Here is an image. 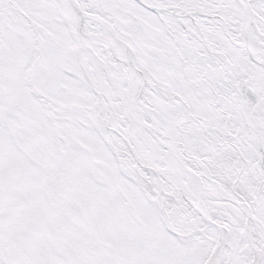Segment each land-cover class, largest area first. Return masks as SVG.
Masks as SVG:
<instances>
[{
	"label": "rangeland",
	"instance_id": "obj_1",
	"mask_svg": "<svg viewBox=\"0 0 264 264\" xmlns=\"http://www.w3.org/2000/svg\"><path fill=\"white\" fill-rule=\"evenodd\" d=\"M143 1L160 9L159 18H146L128 0H90L91 8L85 7L88 0L80 3L113 23V34L135 51L140 62L133 58L136 71L151 78L136 97L125 99L135 69L98 45L102 43L89 41L92 51L83 50L84 64L93 72L104 69L102 77L120 103L115 118L112 108L98 104L83 82L76 43L68 32L76 30L67 0V22L56 0H0V264L204 263L217 230L202 223L210 240L203 255L201 248L192 249L203 242L195 233L188 241L168 235L159 198L143 181V199L136 186L139 175L148 181L146 171L139 167L137 172L132 160L116 161L106 149V133L114 135L108 127L119 129L127 115L134 119L136 138L132 128L122 125L121 132L149 160L167 155L158 152L165 150L158 145L148 153L146 141L157 138L171 145L176 133L174 148L180 151L179 129L187 132L183 142L205 157L194 167L207 177L208 199L218 197L216 186L222 196L236 200L239 195L250 204V229L258 236L253 249L263 255L258 264H264L259 222V205L264 220V68L249 57L263 62L264 18H255L263 37L251 36L246 50V18L235 0ZM251 2L264 10V0ZM170 13H187L190 19ZM86 29L102 36L107 32L96 22ZM251 38L257 44L254 50ZM94 88L108 92L96 77ZM170 163L159 164L166 171L162 176L177 183V168L166 165ZM153 174L160 189L170 186L161 183L157 169ZM186 178L187 193L196 198L194 183ZM165 212L181 234L200 227L189 223L182 211L166 207ZM229 241V248L218 252L222 264L254 263L255 253L241 261L234 252L229 260L230 248L238 245L235 236Z\"/></svg>",
	"mask_w": 264,
	"mask_h": 264
},
{
	"label": "flooded vegetation",
	"instance_id": "obj_2",
	"mask_svg": "<svg viewBox=\"0 0 264 264\" xmlns=\"http://www.w3.org/2000/svg\"><path fill=\"white\" fill-rule=\"evenodd\" d=\"M125 1L126 0H124V2ZM128 2H130V4L133 3L130 0H128ZM249 2L251 5V9L253 10L254 16L257 18H260V19L264 18V10L262 9V7L251 2V0H249ZM89 8H91V7L89 6ZM91 11H93V10L91 9ZM98 57L100 58V56H98ZM101 60H103V58ZM99 71H100L101 76H102L103 71L100 69H99ZM103 77H104V75H103ZM109 86H111V85L109 84ZM111 91H112V87L109 91V96H110V99L112 101V106H111L112 109L110 112H112L113 116L116 118V117H118V114L120 111V103L117 101L118 99L116 100L117 97L115 98L112 95ZM111 95L113 97H111ZM102 101L104 102V100H102ZM105 110H107V109L105 108ZM108 114H109V112L104 113V118H106V120L108 119ZM119 125H120L119 129L114 128V127L109 128L113 132L114 131L118 132L119 136L116 133H114L113 136H110V134L108 132L106 133V135H105V138H106L105 143L107 146L106 149L109 150V152L111 153V155L113 156V158L116 161L117 160L118 161L119 160L126 161L127 159L131 160L130 154L128 152V146L126 145L124 140L121 138L123 136L125 139L129 140V138H126V136H124V134L121 132L123 130L122 127L127 125V123L124 124L122 122V124H121V121H119ZM186 133L187 132L185 131V134ZM185 134L179 135L181 137V139L179 141L182 143V147H183L186 155L189 157V158L184 160V165L187 166L188 168H190L191 170H193L194 174L198 175L197 177L192 176L191 179L194 180V184L196 186V189H198V190L201 189L202 194L197 193L196 198H192L193 196L189 195L188 193H186V192L182 193L181 191H179V186H180L179 181L177 183H172L171 180L164 178L162 176V175H165L164 172H166L163 169L164 167L159 166V164H157V163H154L155 169H157L158 172L160 173L161 183L164 185L170 184V186L168 185L169 187L168 186L167 187L161 186V191L165 194V195H161V197L163 198V204H164L165 209H166V207H168V208H170V210L172 209V210L182 211V213L187 214V218L190 220L189 223L194 224V225H196L195 223H197V226L198 225L200 226L199 228H194V232L190 233L189 235H191L190 236V239H191L192 234L195 232L197 233V231H198V234H196V235L199 236L200 239H202L201 241H203V242L198 241V243H194L192 246V249H193V251L196 252V250L198 248H201V251L198 249L199 250L198 252L199 253L202 252V255H203V249L207 248L206 244L210 240L207 238L205 230L202 226L203 221H201L199 218H197L193 215L192 210H191V206L187 201V196H188L189 200L195 205H196L197 199L201 198L202 204L204 205L205 210L207 211L211 220L214 223L218 224L219 226L224 227L227 230L228 243L230 242L229 241L230 237H233V236L236 237V242L238 245L236 248H234V247L230 248L231 250L229 253V260L231 258H233L234 252L238 253L237 258L242 259L241 261H243L244 259H246V257H248L250 255L253 256V250H252L251 243L252 242L257 243L258 241L256 238L258 236H256V234L255 235L253 234V232H252L253 228L249 229V232L246 230V228H245V221H246L245 216L241 212V210L237 208V206H234V205L226 203V202L222 203V202H220V200L218 198L210 197L208 199L207 192H206V186H205L206 177L204 174H202V170L199 173V171L195 168L196 167L195 163H197L199 161H205V157L201 156V154L198 151L196 152V150L193 151V149H190L189 145L187 144L188 141L183 142L184 139H182V137H185ZM150 140H152L155 143V145H158V143L160 142L159 140H156L155 138L150 139ZM162 145L165 148V150H170L169 145H164L163 143H162ZM128 157H130V158H128ZM155 177H156L155 174H153L151 177L148 175V178H149V179H147L148 181L143 180V177L140 175L138 178L135 177L137 180L138 190H142V191L144 190L143 183L145 182L146 183V184L144 183L145 187L154 191L155 195L157 196L155 189L157 187L158 182H157V179ZM185 177H189V176H185ZM186 179H189V178H186ZM184 180L181 183L186 185L187 182L185 183ZM238 200L240 201V199H238ZM160 201H161V199H160ZM223 218H225V219L222 221ZM249 233L251 234V237L249 236ZM204 256L206 257V255H204ZM202 262H203V260H202Z\"/></svg>",
	"mask_w": 264,
	"mask_h": 264
},
{
	"label": "water",
	"instance_id": "obj_3",
	"mask_svg": "<svg viewBox=\"0 0 264 264\" xmlns=\"http://www.w3.org/2000/svg\"><path fill=\"white\" fill-rule=\"evenodd\" d=\"M56 1L61 5L62 18L64 19V21H66L65 12H66V8L67 7H66V5L64 3L65 1L64 2H63V0H56ZM136 1H138L140 4H142L143 6H145L146 8H148L151 11H154V12L158 11L157 9H155L153 7H149V6L141 3L139 0H136ZM235 1L239 5V7L242 9L243 16L246 18V25H245V30H244L242 44H243L244 48L246 50H248L249 38L251 36H254V34H257L260 37L262 35L255 28V24H254V20H253V16H252V11H251V8L249 6V3L246 0H235ZM79 2H80V0H67V4H69V6L71 7V11H72V13L74 15L73 16V19H74L73 25L75 27L76 32L72 31L70 29H68V30H69V33L71 34V36L74 38L75 43H76V46H75L76 58H77V61H78V64H79L81 70L84 73L85 80L88 83L91 91L98 98L104 97L105 100L107 101L108 108H111V102L109 100V97L105 96L103 93L97 91L94 88L93 82L91 81L90 76H89V74H91L93 72L90 71L87 68V66L84 64L83 57L81 55L83 50H85V49H88L89 51H92L87 46V42H86L87 40L92 41L93 39H95V40H100L101 39V37H99L98 35H94V34L88 33L84 29L83 21L84 20H88L90 22H104V21L102 19L93 18L90 15H88L87 13H85L80 8ZM67 27H68V24H67ZM109 29L110 30L112 29L111 26H109ZM113 38H114V40L118 41L123 47H125L127 52L131 56H133V58L135 59V61L138 64H140L139 60L135 57L133 51L131 50V48L128 45H126L120 38H116V37H113ZM94 56H95V54H94ZM249 57L254 63H256V64H258V65H260V66H262L264 68V56L261 55V58L263 59V62L256 61L252 57V55L250 53H249ZM94 73L102 81V77L98 73H96V72H94ZM142 91L143 90H141V92ZM127 103H128L129 108H130V111H131V109H132L131 102L128 100ZM130 121H132V120L128 119V127H129V129L132 128L133 136H134L133 138H135V136L137 135V132H136L135 126L132 125L133 121H132V123ZM123 140L127 143L129 153H130L135 165L136 166L139 165L147 173H150V169H151V166L153 165V161L147 160L145 158H142L139 155V153L137 151H135L134 148L129 145V143H128V141L126 139L123 138ZM132 144L134 145V141L133 140H132ZM156 162H159V163H164V162H169L170 163L171 162L170 164L173 166V168H175V169L177 168L176 170H178L180 173L183 172V169L180 168V164L177 161H175L173 158H170V159L169 158L168 159H157ZM158 192H159V194H161V191H160L159 188H158ZM195 211H196L197 215L202 219V221L205 224L211 225L213 227H218V229H219V232L217 234V238H216L215 242L213 243V245L211 246L210 251H209V256H208V258H207V260L205 261L204 264H220L218 259L215 257V254H216V250L217 249L219 250V248H221L223 246V244H224L223 235H227V231L225 230V228L219 226L218 224H215V223L211 222V220H209V218L207 216H205L203 213H201L199 210L195 209ZM164 216H165V226H166L167 231L170 234H172L173 236H176V237H179V238H183V236L179 235L178 233H176L175 231H173L171 229V227L168 224V219H167L166 215H164Z\"/></svg>",
	"mask_w": 264,
	"mask_h": 264
},
{
	"label": "bare ground",
	"instance_id": "obj_4",
	"mask_svg": "<svg viewBox=\"0 0 264 264\" xmlns=\"http://www.w3.org/2000/svg\"><path fill=\"white\" fill-rule=\"evenodd\" d=\"M68 12H69V10H68ZM67 16H70V14H68ZM69 20H70V18H69ZM69 22L71 23V21H69ZM245 25L246 24L244 23V25H243L244 30H245ZM104 28H106V27L104 26ZM244 30H243L242 36L244 35ZM110 37H111V34L108 31L106 33H104L103 37H101V39H100L102 41L101 42L102 45L104 44L103 46L107 50H110L113 53V55L115 57H117L119 60L124 61V62H127L129 64V69L134 71V69H135V61H134L133 57L127 52V50L125 48L119 49L120 48L119 43L116 42V41L111 42L110 41ZM250 40H251L250 47L252 49L253 48H256L257 47V44L255 42V38H251ZM261 60L263 61L262 58H261ZM150 79L151 78L149 77L148 74L144 73V75H143L140 71H138V70L136 71V69H135V75L129 79V81H128V88H127V91L124 92V97L132 100L134 97H136V95L138 94L139 91H141V90H143V88L149 86L148 84H150V82H149ZM172 141L174 142L173 139H172ZM147 142L148 141L145 142V145H146L145 150H147L148 153H149V149L150 148L153 151H156V149H158L157 147H155L154 145H152L150 142L149 143H147ZM174 146H175V143L171 146L172 147V151H171L170 154L175 153ZM135 150H137L139 152V150H143V149L140 148V147L138 149V147H136ZM158 152L159 153H163V151L161 149H158ZM143 156H147V155H143ZM261 256H262L261 253H257L256 254V259H259ZM215 257L217 259L219 258L218 252H216Z\"/></svg>",
	"mask_w": 264,
	"mask_h": 264
},
{
	"label": "trees",
	"instance_id": "obj_5",
	"mask_svg": "<svg viewBox=\"0 0 264 264\" xmlns=\"http://www.w3.org/2000/svg\"><path fill=\"white\" fill-rule=\"evenodd\" d=\"M143 11L147 14V17L146 18H153L154 17V15L151 13V12H149V11H147V10H145V9H143ZM150 20H152V19H150ZM264 215V214H263ZM225 218H223L222 219V221L224 220ZM263 219H264V216H263Z\"/></svg>",
	"mask_w": 264,
	"mask_h": 264
}]
</instances>
